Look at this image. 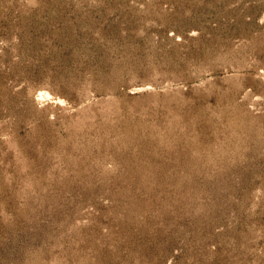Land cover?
Instances as JSON below:
<instances>
[{
  "label": "rangeland",
  "instance_id": "1",
  "mask_svg": "<svg viewBox=\"0 0 264 264\" xmlns=\"http://www.w3.org/2000/svg\"><path fill=\"white\" fill-rule=\"evenodd\" d=\"M0 264H264V0H0Z\"/></svg>",
  "mask_w": 264,
  "mask_h": 264
}]
</instances>
